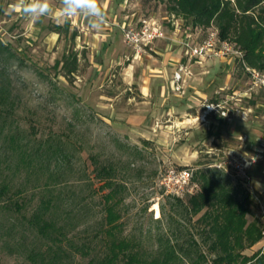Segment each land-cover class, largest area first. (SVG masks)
<instances>
[{"label": "trees", "instance_id": "obj_1", "mask_svg": "<svg viewBox=\"0 0 264 264\" xmlns=\"http://www.w3.org/2000/svg\"><path fill=\"white\" fill-rule=\"evenodd\" d=\"M140 4L144 17H151L157 4H162L164 16L181 20L183 27L204 32L215 28L220 40L242 52V61L236 62L239 70L244 72V64L264 71V0H140ZM61 57L53 67L73 76L78 70L77 54L70 51ZM10 62L13 68L15 62L23 61L0 40V173L11 172V181L0 182V251L27 264H79L83 259H88L86 264H264V246L247 253L264 238L259 222L248 220L252 193L238 177L214 167L193 172L199 190L188 196L184 206L192 216L202 212L198 221L205 226L206 253L191 238L178 242L166 237L154 253L145 256L135 249L136 242L118 238L115 230L121 215L116 208L124 188L118 165L92 158L96 163L93 179L77 174L69 140L33 144L13 127L19 98L7 71ZM10 116L11 132L7 133ZM93 180L100 182L97 190L92 188ZM104 190L97 211L100 218L92 225L90 202L97 191ZM173 198L182 203V198ZM97 239L104 244L99 255L93 253Z\"/></svg>", "mask_w": 264, "mask_h": 264}, {"label": "rangeland", "instance_id": "obj_2", "mask_svg": "<svg viewBox=\"0 0 264 264\" xmlns=\"http://www.w3.org/2000/svg\"><path fill=\"white\" fill-rule=\"evenodd\" d=\"M134 1L144 15L140 0ZM14 3L16 0H0V40L8 43L23 61L20 65L15 62L13 68L10 62L7 70L14 83L13 93L19 98L12 117V126L18 127V131L25 134L33 144L58 139L69 140L74 148L77 174L83 172L91 179L96 166L92 158L100 163L115 162L118 165L119 180L124 187L118 195L122 201L118 203L116 209L120 212L121 218L115 234L130 244L134 245L136 242L135 249L138 252L145 256L154 253L159 245L163 244L164 239L169 237L173 241L177 239L178 242L191 238L206 253L207 244L203 242L205 226L198 221L202 212L192 216L184 210L188 196L183 197L182 203H179L173 196L164 194L156 182V173L158 168L163 170L169 165L186 166L193 172L201 168H217L213 165H219L220 168L217 169L230 173L232 177H238L226 162L233 158L237 162H244L246 156L237 149L240 142L236 138H215L208 149L203 146L196 147L198 156L194 160L184 157L175 159V151L163 150L160 144L147 140L138 133L108 123L93 106L95 97L84 95L83 79L88 75L85 63L80 65L73 76H64V70L55 69L53 66L62 55L57 53L56 48L46 50L41 38L36 39L35 35L26 32L25 17L15 22V12L7 14L8 7ZM163 8L162 4H157L152 16L166 26L168 18L164 16ZM169 22L171 24V21ZM201 35V32L197 34L199 38ZM60 41L62 49L64 40ZM231 73L228 87H235L237 93L248 95L251 83L246 73L235 67ZM223 80L225 73L222 74L220 81ZM228 93L229 90L225 89L223 95L219 97V102L229 108L232 115L241 117L240 106L248 105L246 97L238 96L229 100ZM214 101V96L209 94L201 109L204 110L205 105ZM237 109L238 113L235 112ZM214 113L217 112L208 113L209 117L213 119ZM247 115L245 113L244 116L248 118ZM6 124L5 132H11V116L7 118ZM113 138H116L118 143L114 142ZM227 149H230V153ZM206 151L211 154H206ZM199 163L205 164L198 166ZM8 176L11 178V172L1 171L0 182L11 181ZM99 185L100 182L97 180L92 181L93 189L97 190ZM106 191H97L92 197L90 202L93 211L92 225L100 218V214L97 213L100 209V196ZM253 200L255 201L251 205V214L259 222L258 203L255 198ZM94 245L93 253L101 254L104 250L102 240L97 239ZM253 252L254 249L247 251L248 254ZM87 260L83 259L79 264H86ZM0 264L27 262L21 257L10 256L0 251Z\"/></svg>", "mask_w": 264, "mask_h": 264}, {"label": "crops", "instance_id": "obj_3", "mask_svg": "<svg viewBox=\"0 0 264 264\" xmlns=\"http://www.w3.org/2000/svg\"><path fill=\"white\" fill-rule=\"evenodd\" d=\"M49 2L55 11H59L60 0ZM98 3L106 16L101 30L90 29L83 15L61 22L53 14L31 25L18 10L15 22L25 17L26 32L35 35L36 39L41 38L46 50L56 48L61 55L69 51L77 54L78 68L85 63L88 71L83 79L84 95L95 97L93 106L105 121L138 133L160 144L163 150L175 151V159L194 160L198 156L197 146L208 149L215 138H236L240 142L237 149L246 156L243 161L252 177V196L264 204V90L251 86L246 95L237 93L235 87H228L231 72L234 67L238 69L232 57H189L180 45L185 33L190 31L191 44H198L206 31L183 27L181 20L167 19L166 29L163 26L166 38L155 40L143 53L135 55L125 45L121 28L136 24L144 17L137 2L98 0ZM60 39L64 40L62 49ZM180 65L186 66L190 74L182 75L178 83L180 91L176 92L174 74ZM223 73L225 80L220 81ZM225 89L229 90V100L245 96L248 105L240 106L241 117L223 107L227 116L214 113L212 119L201 107L209 94L215 98L212 103L219 102ZM206 154L211 153L206 151ZM248 218L249 221L254 219L252 215ZM263 246L264 238L249 250L256 251Z\"/></svg>", "mask_w": 264, "mask_h": 264}, {"label": "built area", "instance_id": "obj_4", "mask_svg": "<svg viewBox=\"0 0 264 264\" xmlns=\"http://www.w3.org/2000/svg\"><path fill=\"white\" fill-rule=\"evenodd\" d=\"M122 38L127 47L132 49L135 55L143 53L148 45L158 39L166 38L162 23L155 17H143L138 23L121 28ZM192 33H185L180 45L185 48L186 54L191 58L206 57H232L236 61H242V52L234 44L218 38L217 30L213 27L206 30L205 37L198 44H191ZM244 73L248 76L251 86L264 90V71H257L243 64ZM183 74H190L189 69L180 65L174 74L175 91H180L178 83ZM220 102L205 105L207 113L217 112L221 116H227ZM230 165L243 186L252 193V177L247 172L244 162H237L234 158L226 162ZM220 168L219 165H213ZM157 184L164 194L183 198L194 195L199 190L198 183L194 180L193 170L189 167L169 165L160 171ZM259 207V218L264 237V204L256 200Z\"/></svg>", "mask_w": 264, "mask_h": 264}, {"label": "clouds", "instance_id": "obj_5", "mask_svg": "<svg viewBox=\"0 0 264 264\" xmlns=\"http://www.w3.org/2000/svg\"><path fill=\"white\" fill-rule=\"evenodd\" d=\"M60 2L61 8L55 11L49 0H16V3L8 7L7 14L22 11L31 25L38 23L42 17L53 14L61 22H67L72 17L83 15L87 18L90 29L101 30L103 28L106 16L98 0H60Z\"/></svg>", "mask_w": 264, "mask_h": 264}]
</instances>
